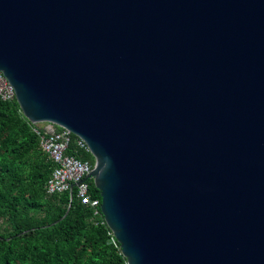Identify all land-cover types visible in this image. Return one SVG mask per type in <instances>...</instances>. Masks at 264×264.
Masks as SVG:
<instances>
[{
  "label": "water",
  "instance_id": "water-1",
  "mask_svg": "<svg viewBox=\"0 0 264 264\" xmlns=\"http://www.w3.org/2000/svg\"><path fill=\"white\" fill-rule=\"evenodd\" d=\"M0 72L128 264H264V0H0Z\"/></svg>",
  "mask_w": 264,
  "mask_h": 264
},
{
  "label": "trees",
  "instance_id": "trees-1",
  "mask_svg": "<svg viewBox=\"0 0 264 264\" xmlns=\"http://www.w3.org/2000/svg\"><path fill=\"white\" fill-rule=\"evenodd\" d=\"M37 127L17 101L0 98V264H128L101 209L96 215L82 204L76 189L47 194L55 165ZM78 139L72 135L67 154L94 167ZM87 182L101 199L94 181Z\"/></svg>",
  "mask_w": 264,
  "mask_h": 264
},
{
  "label": "built area",
  "instance_id": "built-area-1",
  "mask_svg": "<svg viewBox=\"0 0 264 264\" xmlns=\"http://www.w3.org/2000/svg\"><path fill=\"white\" fill-rule=\"evenodd\" d=\"M0 98L7 102L17 101L13 86L2 72H0ZM35 131L40 136L43 151L49 155L55 165L46 185L47 194L71 192L73 185L76 184L77 186L74 187L73 191L76 189L77 197L82 201V204L92 207L97 215L101 209L102 198L91 196L90 186L85 180L94 167L88 162H82L67 154L73 134L69 130L54 124L37 127ZM78 144L89 151L83 140L78 139Z\"/></svg>",
  "mask_w": 264,
  "mask_h": 264
}]
</instances>
